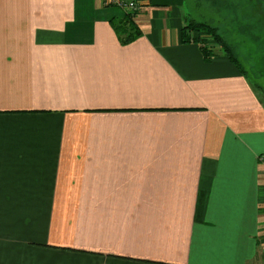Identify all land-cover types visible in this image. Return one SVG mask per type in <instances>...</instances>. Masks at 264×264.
Returning a JSON list of instances; mask_svg holds the SVG:
<instances>
[{"label": "crops", "instance_id": "1", "mask_svg": "<svg viewBox=\"0 0 264 264\" xmlns=\"http://www.w3.org/2000/svg\"><path fill=\"white\" fill-rule=\"evenodd\" d=\"M137 1L0 0V264H264L263 97Z\"/></svg>", "mask_w": 264, "mask_h": 264}, {"label": "rangeland", "instance_id": "2", "mask_svg": "<svg viewBox=\"0 0 264 264\" xmlns=\"http://www.w3.org/2000/svg\"><path fill=\"white\" fill-rule=\"evenodd\" d=\"M184 11L188 23L218 27L250 82L264 89V0H185Z\"/></svg>", "mask_w": 264, "mask_h": 264}, {"label": "trees", "instance_id": "3", "mask_svg": "<svg viewBox=\"0 0 264 264\" xmlns=\"http://www.w3.org/2000/svg\"><path fill=\"white\" fill-rule=\"evenodd\" d=\"M220 2V0H219ZM138 13L125 12L123 16L113 19L111 25L115 30L120 43L123 46L132 44L143 36V32L136 22ZM183 43H195L200 45L201 51L206 60L210 61L216 56V48H220L230 62L238 69L239 73L247 77V71L242 66L239 59L235 56L232 47L219 32L218 27L207 23L189 22L181 32ZM252 83V82H251ZM253 84V89L261 95L264 103V89Z\"/></svg>", "mask_w": 264, "mask_h": 264}, {"label": "built area", "instance_id": "4", "mask_svg": "<svg viewBox=\"0 0 264 264\" xmlns=\"http://www.w3.org/2000/svg\"><path fill=\"white\" fill-rule=\"evenodd\" d=\"M107 5L121 9L124 12L139 13L142 4L137 0H106ZM264 162V158L261 159Z\"/></svg>", "mask_w": 264, "mask_h": 264}]
</instances>
